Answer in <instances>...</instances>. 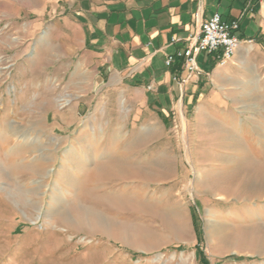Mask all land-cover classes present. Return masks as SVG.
<instances>
[{"label":"rangeland","instance_id":"1","mask_svg":"<svg viewBox=\"0 0 264 264\" xmlns=\"http://www.w3.org/2000/svg\"><path fill=\"white\" fill-rule=\"evenodd\" d=\"M79 1L0 0V264H264V51L144 126L76 93Z\"/></svg>","mask_w":264,"mask_h":264},{"label":"crops","instance_id":"2","mask_svg":"<svg viewBox=\"0 0 264 264\" xmlns=\"http://www.w3.org/2000/svg\"><path fill=\"white\" fill-rule=\"evenodd\" d=\"M214 12L238 21L234 35L239 47L223 65L200 53L196 63L201 73L180 84L173 74L185 78L186 70L177 58L169 67L164 60L190 44L185 39L196 35L201 22ZM58 28L61 54L69 59L78 55L73 65L67 61L65 66L68 76L75 71L73 76L83 82L76 86L77 94L114 95L115 107L132 111L134 121L144 116V126H165L170 111L184 101L227 93L230 81L251 63L252 52L264 51V2L80 0L67 5ZM173 38L180 41L172 42ZM100 77H105V84H98Z\"/></svg>","mask_w":264,"mask_h":264},{"label":"built area","instance_id":"3","mask_svg":"<svg viewBox=\"0 0 264 264\" xmlns=\"http://www.w3.org/2000/svg\"><path fill=\"white\" fill-rule=\"evenodd\" d=\"M252 1L256 0H248V3ZM261 1L264 2V0ZM238 26L237 20L227 21L218 12L212 13L202 21L199 32L185 39L190 44L177 50L174 55H167L165 58L164 63L167 67L171 66L177 58L187 72L185 78L179 77L175 72L173 79L182 84L191 76L199 75L201 70L197 66L196 57L200 53L211 56L220 65L227 63L240 44L234 35ZM177 41H180V38L172 39V42Z\"/></svg>","mask_w":264,"mask_h":264},{"label":"trees","instance_id":"4","mask_svg":"<svg viewBox=\"0 0 264 264\" xmlns=\"http://www.w3.org/2000/svg\"><path fill=\"white\" fill-rule=\"evenodd\" d=\"M200 262L201 264H208L206 258L204 257L202 251H200Z\"/></svg>","mask_w":264,"mask_h":264},{"label":"bare ground","instance_id":"5","mask_svg":"<svg viewBox=\"0 0 264 264\" xmlns=\"http://www.w3.org/2000/svg\"><path fill=\"white\" fill-rule=\"evenodd\" d=\"M215 228H216V227H213V231H215V230H216ZM211 230H212V229H211ZM215 232H216V231H215ZM248 240H249V239H248ZM261 242H262V241H261ZM261 242H260V243H261ZM261 244H262V243H261ZM262 246H263V245H262Z\"/></svg>","mask_w":264,"mask_h":264}]
</instances>
